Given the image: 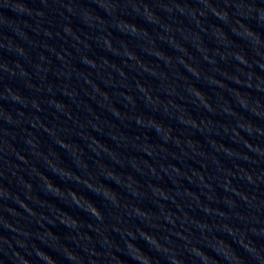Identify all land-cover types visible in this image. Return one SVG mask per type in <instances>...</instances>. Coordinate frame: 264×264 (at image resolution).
Segmentation results:
<instances>
[{"label":"water","instance_id":"water-1","mask_svg":"<svg viewBox=\"0 0 264 264\" xmlns=\"http://www.w3.org/2000/svg\"><path fill=\"white\" fill-rule=\"evenodd\" d=\"M0 264H264V0H0Z\"/></svg>","mask_w":264,"mask_h":264}]
</instances>
